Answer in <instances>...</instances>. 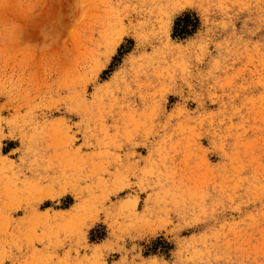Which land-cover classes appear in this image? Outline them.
<instances>
[{
	"label": "rangeland",
	"instance_id": "obj_1",
	"mask_svg": "<svg viewBox=\"0 0 264 264\" xmlns=\"http://www.w3.org/2000/svg\"><path fill=\"white\" fill-rule=\"evenodd\" d=\"M0 264H264V0H0Z\"/></svg>",
	"mask_w": 264,
	"mask_h": 264
},
{
	"label": "trees",
	"instance_id": "obj_2",
	"mask_svg": "<svg viewBox=\"0 0 264 264\" xmlns=\"http://www.w3.org/2000/svg\"><path fill=\"white\" fill-rule=\"evenodd\" d=\"M195 29L194 20L190 19L189 16H184L177 20L174 27V36L180 39L189 36Z\"/></svg>",
	"mask_w": 264,
	"mask_h": 264
}]
</instances>
